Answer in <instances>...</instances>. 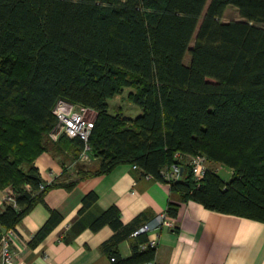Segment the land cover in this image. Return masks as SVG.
<instances>
[{"label":"trees","instance_id":"16d2710c","mask_svg":"<svg viewBox=\"0 0 264 264\" xmlns=\"http://www.w3.org/2000/svg\"><path fill=\"white\" fill-rule=\"evenodd\" d=\"M228 6L238 20H221ZM124 88L133 89L134 117L109 112ZM60 98L96 112L88 144L97 161L63 187L131 164L182 201L264 223V0H0V189L12 194L0 208V237L52 186L39 190L34 160L43 153L75 160L82 149L79 139L50 137ZM175 154L203 155L231 173L224 180L207 167L195 181L187 166L181 180L166 181L161 171ZM95 200L85 195L78 213ZM177 208L170 201L166 215L176 217ZM104 225L114 230L102 246L113 264L154 260L156 249L142 248L146 233L121 258L117 244L137 228L121 234L127 228L115 206L90 229Z\"/></svg>","mask_w":264,"mask_h":264},{"label":"crops","instance_id":"0c3cea01","mask_svg":"<svg viewBox=\"0 0 264 264\" xmlns=\"http://www.w3.org/2000/svg\"><path fill=\"white\" fill-rule=\"evenodd\" d=\"M90 161L94 165L97 160ZM34 165L43 181L52 177L53 183L43 193V202L34 204L15 226L11 245L14 264H113L102 246L114 230L109 225L91 230L90 223L102 211L115 206L127 228L121 231L124 234L130 227L133 231L152 223L170 201L178 204L176 217L168 216L172 227L146 233L148 239L157 240L154 264H264V223L212 211L192 200L182 201L178 194L170 192L168 183L140 175L131 164L79 178L70 189L61 185L68 164L59 157L43 153ZM183 165L181 173L188 166ZM206 166L213 169L220 165L207 162ZM183 175L176 179L181 180ZM8 191V187L0 189V208ZM89 193L96 200L78 213L82 198ZM51 211L56 216L53 223L37 236ZM137 217L140 224H134ZM133 238L127 235L117 244L122 259L131 255Z\"/></svg>","mask_w":264,"mask_h":264},{"label":"built area","instance_id":"2783aa9c","mask_svg":"<svg viewBox=\"0 0 264 264\" xmlns=\"http://www.w3.org/2000/svg\"><path fill=\"white\" fill-rule=\"evenodd\" d=\"M55 117V127L50 134L53 140L61 135L69 139H79L82 142V149L76 159V162L86 163L90 160V146L88 144L89 138L92 134L94 127L96 112L88 107L73 104L65 99H57L52 109ZM89 114H94V118H90ZM176 162L172 163L169 168L162 172L163 178L166 181L176 179L182 171V165L187 164L195 181H200L204 177L207 170L206 159L203 155L197 154L194 156H182L175 154ZM133 169L138 167L131 166ZM215 172L218 173L217 170ZM231 173V172H230ZM52 177L48 181H43L40 184L39 190L45 189L48 185L52 184ZM3 205L12 202V194L9 190L3 198ZM172 227L170 220L165 212L158 215L152 223H146L137 228L132 236L135 237L140 233H148L151 230H158L160 228ZM15 238V229L2 228L0 237V264H14V255L11 249L12 240ZM151 247L156 249L157 240L148 239L142 248ZM112 260V259H111ZM143 264H154V260L145 262Z\"/></svg>","mask_w":264,"mask_h":264},{"label":"rangeland","instance_id":"374dc122","mask_svg":"<svg viewBox=\"0 0 264 264\" xmlns=\"http://www.w3.org/2000/svg\"><path fill=\"white\" fill-rule=\"evenodd\" d=\"M239 15L237 10L232 7L228 6L226 7L225 11L222 14L221 20L224 22L230 21V20H238ZM195 34L192 38V41L190 43V46H192L194 41ZM189 62V55L186 53L184 56V63L188 64ZM129 91H133V89L130 88H124L122 93L116 97H114L112 100L108 101L109 104V112H116L118 109L122 110L124 112V115L127 117H132L135 113L139 112L138 108L129 102L128 100V93ZM138 114V113H137ZM135 116V115H134ZM90 118H94V114H89ZM66 145H69V142H65ZM60 160L68 164V167L65 169V176H64V182H70L76 179L77 177L84 175L87 173L88 168L92 166L91 161L86 163H80L76 162V159L72 156H67L65 159H63L62 156L59 157ZM80 167H85L86 170L80 171ZM214 170H217L219 175L223 178H227L231 171H229L226 168L215 166L213 167Z\"/></svg>","mask_w":264,"mask_h":264}]
</instances>
